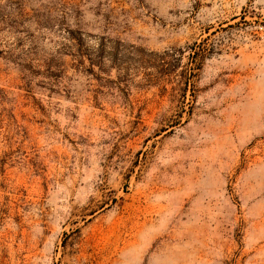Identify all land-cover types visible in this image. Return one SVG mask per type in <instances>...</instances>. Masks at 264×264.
Masks as SVG:
<instances>
[{
	"label": "rangeland",
	"instance_id": "374dc122",
	"mask_svg": "<svg viewBox=\"0 0 264 264\" xmlns=\"http://www.w3.org/2000/svg\"><path fill=\"white\" fill-rule=\"evenodd\" d=\"M0 264H264V0H0Z\"/></svg>",
	"mask_w": 264,
	"mask_h": 264
}]
</instances>
